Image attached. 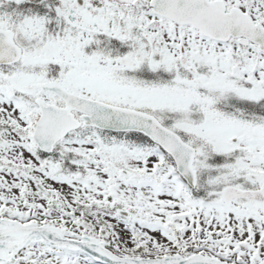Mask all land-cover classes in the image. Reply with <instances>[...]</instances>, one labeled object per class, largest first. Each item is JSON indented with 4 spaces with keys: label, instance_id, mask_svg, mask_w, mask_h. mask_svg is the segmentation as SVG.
<instances>
[{
    "label": "snow or ice",
    "instance_id": "1",
    "mask_svg": "<svg viewBox=\"0 0 264 264\" xmlns=\"http://www.w3.org/2000/svg\"><path fill=\"white\" fill-rule=\"evenodd\" d=\"M0 264H264V0H0Z\"/></svg>",
    "mask_w": 264,
    "mask_h": 264
}]
</instances>
